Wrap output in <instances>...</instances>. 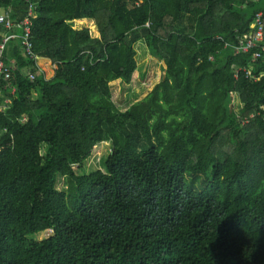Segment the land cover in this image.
<instances>
[{
    "label": "trees",
    "instance_id": "obj_1",
    "mask_svg": "<svg viewBox=\"0 0 264 264\" xmlns=\"http://www.w3.org/2000/svg\"><path fill=\"white\" fill-rule=\"evenodd\" d=\"M259 11L264 0H0L31 29V52L21 39L3 52L0 264H264V54L233 49ZM12 33L24 29L0 24V42ZM140 42L165 74L121 110L110 83L138 77ZM101 142L102 170L86 172Z\"/></svg>",
    "mask_w": 264,
    "mask_h": 264
},
{
    "label": "rangeland",
    "instance_id": "obj_2",
    "mask_svg": "<svg viewBox=\"0 0 264 264\" xmlns=\"http://www.w3.org/2000/svg\"><path fill=\"white\" fill-rule=\"evenodd\" d=\"M67 24L73 29L72 22H68ZM93 24L95 23L93 22ZM137 51L138 57L136 60L139 67L138 77L130 82L122 79L112 81L110 83L113 98L121 110H127L135 101L144 99L152 91V89L160 83L165 74V66L163 61L158 57H150L148 54V49L143 45V43L137 45ZM232 104L234 113L237 115V117H240L242 105L240 104L237 95H234ZM111 149L112 147L110 143L101 142V144L99 143L96 145L91 157H89L83 163V168L86 170V172L90 173L92 171L102 170L101 162L106 157V155L110 153ZM64 179V177L59 178L57 184L58 190H64L66 188ZM47 237V234H40L36 237H33L32 239L35 241H41Z\"/></svg>",
    "mask_w": 264,
    "mask_h": 264
},
{
    "label": "built area",
    "instance_id": "obj_3",
    "mask_svg": "<svg viewBox=\"0 0 264 264\" xmlns=\"http://www.w3.org/2000/svg\"><path fill=\"white\" fill-rule=\"evenodd\" d=\"M35 18L36 15L33 14V11L30 9L29 16H32ZM263 12L259 11L256 13V25L257 30L254 33H251L246 40H243L239 43L238 46H236L237 52H250L251 49L260 48L259 43L264 41V20H263ZM0 24L3 28H5L8 31H12L13 29H24V34L22 36H19L18 34L12 33L11 35H3L2 41L0 42V85L1 81H8L10 78V70L5 65L4 59H3V52L5 48V44H7L9 41L12 40H23L24 46L28 47V52H31V29L29 27L30 22L28 20V17L25 18V20L21 23H14L10 20L9 16L7 14H1L0 13ZM261 49V48H260ZM264 51V47H263ZM261 50L254 52L253 57L251 58L252 61L257 60L258 58H261L264 54V52ZM32 79V77H30Z\"/></svg>",
    "mask_w": 264,
    "mask_h": 264
},
{
    "label": "clouds",
    "instance_id": "obj_4",
    "mask_svg": "<svg viewBox=\"0 0 264 264\" xmlns=\"http://www.w3.org/2000/svg\"><path fill=\"white\" fill-rule=\"evenodd\" d=\"M94 22V21H93ZM74 30V29H73ZM97 33H98V31H97ZM243 40H246L244 37L243 38H240V40H239V43L241 42V41H243ZM139 43V42H138ZM137 43V44H138ZM140 43H142V42H140ZM144 45V44H143ZM239 44H237V45H234L233 46V49L235 50V52L236 53H240V54H243V53H249V52H237V49H236V46H238ZM145 46V45H144ZM146 47V46H145ZM136 48H137V45H136ZM147 48V47H146ZM258 49H260V48H258ZM261 50V49H260ZM251 51V50H250ZM256 52V51H255ZM254 54V53H253ZM253 54H252V57H253ZM259 59V58H258ZM252 61V60H251ZM252 62H254V61H252ZM239 71H245V68L244 67H240L239 69H238V71L237 72H239ZM34 97H36V95H33V98ZM231 105H233V104H231ZM233 109V108H232ZM252 117V116H251ZM101 144V143H100Z\"/></svg>",
    "mask_w": 264,
    "mask_h": 264
},
{
    "label": "water",
    "instance_id": "obj_5",
    "mask_svg": "<svg viewBox=\"0 0 264 264\" xmlns=\"http://www.w3.org/2000/svg\"><path fill=\"white\" fill-rule=\"evenodd\" d=\"M232 108V105H230V109Z\"/></svg>",
    "mask_w": 264,
    "mask_h": 264
},
{
    "label": "crops",
    "instance_id": "obj_6",
    "mask_svg": "<svg viewBox=\"0 0 264 264\" xmlns=\"http://www.w3.org/2000/svg\"><path fill=\"white\" fill-rule=\"evenodd\" d=\"M119 80H122V79H119Z\"/></svg>",
    "mask_w": 264,
    "mask_h": 264
}]
</instances>
